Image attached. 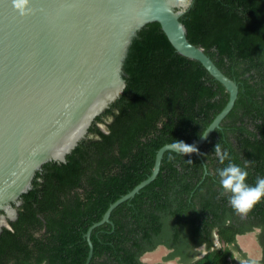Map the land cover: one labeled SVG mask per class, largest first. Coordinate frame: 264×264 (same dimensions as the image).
<instances>
[{"label": "trees", "instance_id": "1", "mask_svg": "<svg viewBox=\"0 0 264 264\" xmlns=\"http://www.w3.org/2000/svg\"><path fill=\"white\" fill-rule=\"evenodd\" d=\"M179 20L187 39L237 83V97L199 155L165 151L157 176L91 229L88 264H147L144 252L184 242L207 244V253L187 264H239L230 262V245L253 229L264 264V200L247 215L235 212L221 195L216 170L225 165L214 153L219 143L233 163L251 161L249 185L264 177V0H193ZM123 69L122 94L94 118L66 161L36 171L17 217L0 231V264H86L88 229L148 177L162 145H191L228 100L225 87L179 54L157 22L137 31ZM215 228L228 247L212 246Z\"/></svg>", "mask_w": 264, "mask_h": 264}, {"label": "water", "instance_id": "2", "mask_svg": "<svg viewBox=\"0 0 264 264\" xmlns=\"http://www.w3.org/2000/svg\"><path fill=\"white\" fill-rule=\"evenodd\" d=\"M183 13L177 0H0V231L17 217L12 205L21 203L36 171L65 162L94 118L122 94L129 45L147 23H159L174 49L199 61L228 92L224 107L191 144L199 155L233 107L238 85L187 39ZM170 144L156 151L148 177L88 229L86 264L91 229L157 176Z\"/></svg>", "mask_w": 264, "mask_h": 264}, {"label": "clouds", "instance_id": "3", "mask_svg": "<svg viewBox=\"0 0 264 264\" xmlns=\"http://www.w3.org/2000/svg\"><path fill=\"white\" fill-rule=\"evenodd\" d=\"M177 3L183 13L192 7L193 0H177ZM99 126L104 130L103 124ZM169 147L181 154H191L197 151L193 145L183 141H173ZM214 153L219 164L225 165L216 170L222 189L221 195L228 194V203L234 211L240 215H247L255 205L264 200V177L257 176L255 184L249 185L246 181L249 175L247 169L251 166V161L246 160L243 167L233 163L229 151L222 149L219 143L216 144ZM226 161L227 164H225Z\"/></svg>", "mask_w": 264, "mask_h": 264}, {"label": "flooded vegetation", "instance_id": "4", "mask_svg": "<svg viewBox=\"0 0 264 264\" xmlns=\"http://www.w3.org/2000/svg\"><path fill=\"white\" fill-rule=\"evenodd\" d=\"M12 207L16 210V205H12ZM251 231H254L257 234L259 232V229H253ZM247 232H250V231H247ZM247 232H245V233H247ZM243 234H236L235 235L234 244L236 246H234V248L232 245H230V247L232 248L231 249L232 253L234 254V256L229 257L231 263L235 262V263H239V264H247V263L242 262L243 257H242L241 249L239 246L240 244L238 241V237L243 235ZM211 240H212V246L213 247H223L224 246V241L220 239L216 228L212 232ZM258 243L260 245V255H261V259H262V257H263V249H262V244H261L262 242L260 240H258ZM226 247H228V246L225 245L224 248H226ZM157 250H163V256L161 257L160 261L149 262V260H147V259L145 260L146 254L153 253L155 251L157 252ZM173 250L176 252L179 251V254H174ZM206 253H207V244L206 243H202V244H199L197 246H191L190 248H187L185 246V242H184V244L180 243L179 247L176 246L174 248H169L163 244H158L156 246L155 250L144 252L142 257H141V261L144 263H147V264H187V263H192L193 261H195L198 258H201ZM163 261H166V262L164 263Z\"/></svg>", "mask_w": 264, "mask_h": 264}, {"label": "rangeland", "instance_id": "5", "mask_svg": "<svg viewBox=\"0 0 264 264\" xmlns=\"http://www.w3.org/2000/svg\"><path fill=\"white\" fill-rule=\"evenodd\" d=\"M238 241L243 257L242 262L247 264H261L260 245L258 243L256 233L254 231L244 233L238 237ZM162 256L163 250H157V252L155 251L153 253L146 254L145 260L147 259L149 262H157L161 260ZM163 262L165 263L166 261Z\"/></svg>", "mask_w": 264, "mask_h": 264}]
</instances>
